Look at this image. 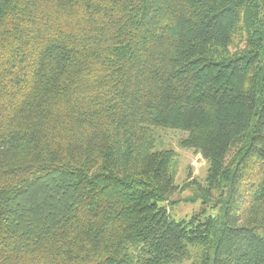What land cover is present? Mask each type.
Masks as SVG:
<instances>
[{"label": "trees", "instance_id": "trees-1", "mask_svg": "<svg viewBox=\"0 0 264 264\" xmlns=\"http://www.w3.org/2000/svg\"><path fill=\"white\" fill-rule=\"evenodd\" d=\"M188 259L264 264V0H0V264Z\"/></svg>", "mask_w": 264, "mask_h": 264}, {"label": "rangeland", "instance_id": "rangeland-1", "mask_svg": "<svg viewBox=\"0 0 264 264\" xmlns=\"http://www.w3.org/2000/svg\"><path fill=\"white\" fill-rule=\"evenodd\" d=\"M154 133L157 150L172 149L177 154L172 170L179 189L171 199L176 203L169 206L172 217L176 220L188 219L203 207L202 199L196 197V187L205 183L209 164L200 153L181 146V140L187 137V133L162 127L155 128ZM207 210L209 214H221L220 208L214 210L207 207ZM181 264H194V260L188 259Z\"/></svg>", "mask_w": 264, "mask_h": 264}]
</instances>
